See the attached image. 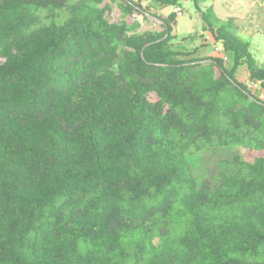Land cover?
I'll return each mask as SVG.
<instances>
[{"label": "trees", "instance_id": "16d2710c", "mask_svg": "<svg viewBox=\"0 0 264 264\" xmlns=\"http://www.w3.org/2000/svg\"><path fill=\"white\" fill-rule=\"evenodd\" d=\"M105 1L0 0V264H264L250 45L209 0L157 1H192L231 70Z\"/></svg>", "mask_w": 264, "mask_h": 264}, {"label": "crops", "instance_id": "0c3cea01", "mask_svg": "<svg viewBox=\"0 0 264 264\" xmlns=\"http://www.w3.org/2000/svg\"><path fill=\"white\" fill-rule=\"evenodd\" d=\"M192 1H182L183 7L185 3ZM150 3H156L151 1ZM205 8H211L214 13L215 20L226 24L232 22L234 25V33L237 36H247L249 39L250 50L253 48L256 55H260V61L255 59L260 67H264V0H209L201 2ZM168 6H172L167 4ZM196 10V9H195ZM200 17V30L207 40L205 45L201 47L195 54L199 57L220 58L227 57L224 61L225 66L231 70L234 66V55L230 52H225L222 44L217 43L213 38L208 25L203 21L202 14L197 11ZM186 12L184 16L176 17V24L173 28V35H183L191 33L190 24L192 19ZM193 55V56H194ZM262 60V61H261ZM236 78L249 79L250 75L245 66H241L236 70Z\"/></svg>", "mask_w": 264, "mask_h": 264}, {"label": "rangeland", "instance_id": "374dc122", "mask_svg": "<svg viewBox=\"0 0 264 264\" xmlns=\"http://www.w3.org/2000/svg\"><path fill=\"white\" fill-rule=\"evenodd\" d=\"M151 1H155L156 3H150ZM130 4L133 7V14L130 17H126L121 9V5ZM105 4H107L108 9L106 11V17L112 24L120 25L123 21H134L138 24L139 28L137 30V34L140 36H146L152 33H162L167 29V24L170 25L173 30L176 19H172V16L176 14L174 12L175 8H180L183 12V16L187 12L192 19L190 24V29H192L191 33H184L183 35L175 36L173 35V31L171 32V36L175 37L172 41V44L180 43L182 46L186 47L188 50H198L203 47L206 43V39L203 34H201L200 30V17H198L197 10L193 3L187 2L185 3V7H183L182 3H179L177 6H168L167 4H162L157 0H106ZM177 17H181L178 16ZM129 36V34H127ZM242 41L249 43V39L247 36H237ZM120 52L128 50L125 42L120 43ZM252 56L260 61V55H256L253 48L250 50ZM189 59H197V60H207L208 57H199L196 55L188 57ZM262 61V60H261ZM264 62H262L263 64ZM264 69V67H261ZM114 71L119 75L118 68L115 66L112 67ZM240 83H243L247 86L248 90L261 99L264 102V88L260 89L253 88V81L245 78H238ZM245 160H249L246 158Z\"/></svg>", "mask_w": 264, "mask_h": 264}, {"label": "built area", "instance_id": "2783aa9c", "mask_svg": "<svg viewBox=\"0 0 264 264\" xmlns=\"http://www.w3.org/2000/svg\"><path fill=\"white\" fill-rule=\"evenodd\" d=\"M174 12H175L178 16H183V12H182V10H181L180 8H175V9H174ZM222 59H223L224 61H227V57H226V56H224ZM253 88H254V89H260V88H261V84H260V82H258V81H254V82H253Z\"/></svg>", "mask_w": 264, "mask_h": 264}]
</instances>
